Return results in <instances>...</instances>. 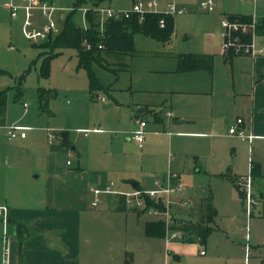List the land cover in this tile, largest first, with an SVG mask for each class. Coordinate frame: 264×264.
<instances>
[{"label": "rangeland", "instance_id": "374dc122", "mask_svg": "<svg viewBox=\"0 0 264 264\" xmlns=\"http://www.w3.org/2000/svg\"><path fill=\"white\" fill-rule=\"evenodd\" d=\"M5 1L0 0V92L7 90L8 97L0 126V207L18 208L28 215L29 209L48 206L54 223L83 224L78 230L81 264H264V177L248 186L252 161L264 174V90L258 75L264 56L243 52L232 61L223 57V22L228 19L223 12L253 15L252 22L258 21L264 17V0H223L216 13L203 11L201 0H156L154 12H167L174 1L184 10L174 15L176 31L170 43L139 37L136 47L143 51L139 56L106 57L93 66L98 81L94 88L88 73L78 68L77 51L67 49L56 56L50 40L27 39L24 13L12 18L2 6ZM138 1L148 0H103L100 8L131 11ZM52 2L62 31L73 0ZM85 13L81 9L72 17L81 28L88 27ZM105 20L102 15L95 19L101 24ZM250 22L240 21L245 28ZM255 42L259 51L264 36L257 33ZM40 53L56 56L49 78L40 77L44 59H38ZM184 53L215 56L213 72H180L179 59L168 57ZM103 97L106 101H101ZM159 113L161 122L155 118ZM238 117L253 127L252 142L228 135ZM141 119L148 122L149 131L143 149L130 134ZM15 126L30 128L26 140L9 139L7 128ZM47 129L55 131L53 144ZM62 133L68 134L67 147L62 146ZM78 165L87 170V178L70 176ZM170 172L180 175L183 190L171 196L175 216L164 223V236H146L144 224L135 219L137 213H144V219L157 216L133 205H127L123 215L110 209L103 218L94 219L91 214L98 208L91 206L89 193L85 209L77 210L79 194L88 183L99 182L97 186L105 190L112 182L134 179L150 188L153 176ZM235 176L238 186L231 180ZM201 200L217 209L221 228L206 241L183 230L192 221L200 222L194 208ZM108 201L104 198L105 204ZM6 230L0 215V253L6 246ZM76 232L73 227L67 237ZM173 233L178 238L169 245L168 254L166 239ZM175 246L181 248L179 259Z\"/></svg>", "mask_w": 264, "mask_h": 264}, {"label": "trees", "instance_id": "16d2710c", "mask_svg": "<svg viewBox=\"0 0 264 264\" xmlns=\"http://www.w3.org/2000/svg\"><path fill=\"white\" fill-rule=\"evenodd\" d=\"M103 0H73V9L70 15L64 18V28L56 36L52 37L48 44L57 52L56 56L61 54L67 49H73L77 51L78 56V68L84 69L91 80V86L97 87L98 81L95 73L93 72V66L95 64H102V61L106 57H135L139 55V51L136 47V41L139 37L152 39L160 43L166 44L171 41L175 33V19L173 16H163L159 13H147L143 19H140L138 14H134L130 19L113 20L106 19L103 24L96 23L95 19L98 13L95 11L99 8ZM88 8L85 13V17L88 23L87 28H81L72 21L73 15L81 9ZM165 19V27L160 26V20ZM232 19L252 21L249 16L243 17H231ZM256 33L260 36H264V17L258 20L256 26ZM234 36L240 39L243 44H249L252 39V33L235 32ZM226 56L241 55L237 53L235 49L224 50ZM56 56L45 57L43 53H40L38 59H43L40 68V77L49 78L50 76V64L52 59ZM180 72H190L197 70H204L208 72L213 71L214 57L208 55L198 54H183L178 57ZM23 76L20 80L22 84L24 80ZM261 80L264 82V74L261 76ZM7 90L0 92V126H3V117L7 109ZM258 176H262L261 167L259 164L252 161L250 178L252 183ZM237 185V183L234 181ZM239 189V188H238ZM240 196L243 200V191L239 189ZM217 212L214 208L209 207L205 213L202 214L201 221L197 223L191 222L186 225L184 231L194 233L200 237L203 241L214 231L215 218ZM18 229H21V227ZM165 224L148 223L146 226V235L148 237H161L164 236ZM20 232V230H19ZM21 234V232L19 233ZM162 234V235H161ZM126 264H130L129 261Z\"/></svg>", "mask_w": 264, "mask_h": 264}, {"label": "built area", "instance_id": "2783aa9c", "mask_svg": "<svg viewBox=\"0 0 264 264\" xmlns=\"http://www.w3.org/2000/svg\"><path fill=\"white\" fill-rule=\"evenodd\" d=\"M223 0H201L200 7L205 12H213ZM256 2V0H253ZM158 6L156 0L148 1H138L134 3L133 9L131 11H118L113 8H96L95 11L98 15H102L106 19L121 20L130 19L134 14H138L140 19H143L144 15L147 13H159L163 16H174L177 14H182L183 9H180L175 2L170 3L167 6V12H154L152 9ZM4 7L8 9L13 18H17L21 12L24 13V23L23 30L27 39L34 42H44L49 41L52 37L56 36L59 31L58 23L56 21L55 15L58 9L54 6L52 0H8L4 3ZM85 12L88 8L83 9ZM40 17V22H37V17ZM241 20L229 18L223 22V28H225L224 35V50L235 49L237 53H245L251 56H264V46L257 51L256 42L253 44V38L257 34L256 26L258 21L256 19L249 23L247 28L243 27L240 23ZM160 26L165 27V19L160 20ZM235 32H249L252 33V39L249 44H243L240 39L234 36ZM244 54V55H245ZM101 101H105V98H100ZM27 107V104H25ZM138 128L133 132L134 139L139 143V146H143L145 140L147 122L138 120ZM244 120L238 118L236 123L230 127L229 135L239 138L241 141L252 142L256 136L253 133H248L246 129L243 128ZM7 135L10 140H15L18 138L25 139L27 137V132L30 128L27 127H9L7 128ZM48 140L50 144H53L56 139L55 131L48 129ZM87 132V131H83ZM178 175L170 174L166 180L155 181V189L152 190H134L129 193H123L113 190L114 184L107 187L105 190L94 189L92 192L96 196V200L92 203V206H97L101 200V195L116 194L125 198V203L127 205H133L135 208L141 209L143 212H148L151 215L160 217L164 220V223H168L173 220L172 214V201L171 196L173 194L179 193L183 190V185L181 182H177ZM248 186L251 188L252 180L248 178ZM176 181V182H175ZM242 186V185H241ZM251 194V193H250ZM0 215L4 216V224L7 228L8 225V209L7 207H0ZM167 225V224H166ZM168 227V225H167ZM169 233V228L167 229ZM6 236H8V231L6 230ZM178 238L176 233L169 235L166 239V252L170 254L171 250L168 248L173 240ZM202 255L205 251L201 252Z\"/></svg>", "mask_w": 264, "mask_h": 264}, {"label": "crops", "instance_id": "0c3cea01", "mask_svg": "<svg viewBox=\"0 0 264 264\" xmlns=\"http://www.w3.org/2000/svg\"><path fill=\"white\" fill-rule=\"evenodd\" d=\"M6 2L7 1H5L4 3H6ZM4 3L2 6L4 9H6L4 7ZM217 9L218 8H216L213 12H207V13H216ZM6 10L9 11L8 9H6ZM223 13L225 15H227L229 18L234 17V16H241V17H243V16L252 17L253 16V15L229 14V13H226V11ZM259 19H261V18H259ZM175 31H176V24H175ZM168 43H170V42H168ZM141 52H143V51H141ZM140 53H139V55H140ZM184 54H187V53H184ZM188 54L213 56V55H209L206 53H188ZM213 57H214V66H215V56H213ZM223 57L226 61H228V60L232 61L235 56L229 57V56L224 55V52H223ZM168 58H178V56L175 55L174 57H168ZM214 66H213V70H214ZM197 71H204V70H197ZM206 72H208V71H206ZM212 72H209V73H212ZM259 72H260V74H258L259 76H262L264 74V63H260ZM255 83H256V81H255ZM259 83L261 84V86L264 90V82L261 80V82H259ZM105 101H106V98H105ZM147 110H151V109H147ZM166 115L168 117H174L172 112H167ZM155 118L159 122L163 121L160 113H159V116L158 117L155 116ZM238 118H242V117H238ZM242 119L244 120L243 128L246 129V131L248 133H252L253 127H250V128L247 127V125L245 123V119L244 118H242ZM236 120H235L234 124L236 123ZM142 121H146V120H142ZM177 123L182 124V123H184V120H178ZM233 125H231V126H233ZM147 127H148V122H147ZM230 127H229V129H230ZM137 128H138V123H137L136 127L133 130H131V132H130L131 137L133 139H134L133 132ZM93 130L95 132L102 133V131L100 129H93ZM77 131L83 132V131H87V129L86 128H78ZM148 133H149V131L146 128V135ZM156 133H158V132H156ZM47 134H49L48 129H47ZM146 135H145V138H146ZM228 135H229V130H228ZM230 137H233V136H230ZM27 138H28V135L25 139H21V138H18V139L26 140ZM138 146H139V143H138ZM92 147L93 148H92L91 152L94 151V145ZM139 148L143 149L144 146H142V147L139 146ZM74 149H75V147L72 148V150H74ZM253 162H255V161H253ZM67 164H70V163L68 162ZM77 167L78 168L75 171L70 173V176H73L76 179H79L82 176H86V178H87V175H88L87 170L85 168H83L81 165H78ZM199 171L200 170L198 169V172ZM261 172H262V169H261ZM170 174L178 175V180L176 179V181L180 182V180H181L180 175L177 173L170 172L166 175L165 174L164 175L158 174L156 176H153L152 182L148 181V182H150V185H151L150 188H144L140 181L138 182L134 179H129V180H123L122 183H118L117 185L112 182L114 184L113 190L123 192V193H129V192H132L134 190H142V191L152 190V189H155V181L166 180L168 175H170ZM262 175L264 176L263 173H262ZM236 179H237L236 176L231 178L233 183H234V181L236 182ZM85 182H86V180H85ZM133 182L138 183L135 188L132 186ZM112 183L109 185H106V187L111 186ZM97 184H100V183L99 182L98 183L95 182V184H89L88 183L87 187H86L87 189H85V192L82 194H79L80 199L78 198L77 202H76L77 210L85 209V206L88 204V201L91 200L90 203H93L96 200V196L92 192V188L102 189V188H99L97 186ZM84 185H86V184H84ZM89 193H91L93 195V197H91V199H90ZM106 196L107 197H104L103 195L100 196V200H101L100 203L102 205H99L100 203L97 206L91 205L92 207L98 208L97 210H95L91 214L94 219H97L100 217L103 218V216L107 213V210H110V209L112 210V212H114L116 214V216H119L120 214H122V215L125 214L124 211H125V207L127 206V204L125 203L124 197L116 195V194H109ZM104 198H107L109 200L108 203H106V204L104 203ZM201 202H203V200L195 203V208H194L199 214V220L200 221H201L202 214L205 213L206 209H208L209 207L214 208L212 205H206L205 201L203 202L205 204H203ZM199 204H200V206H198ZM2 207H6V206L3 205ZM48 208L49 207L47 206V208H45V209L43 207L42 208L38 207L36 209H29L30 212L27 215L26 213H24L25 210H21L18 208L11 209L10 207L7 206L8 213H9V217H8L9 222L7 225V231H8V227L12 226L13 227V233H11V234L8 233V235H10V238L8 236H6V240H5L6 246L4 247V252H3L2 247H1L0 264H70L69 263L70 257L73 258V261L71 264H81L82 263V262H80V258L82 256V250H81V247H80L79 241H78V237H79V231L78 230L80 227H82L81 225H83V224H81V223L73 224L72 223L69 226L68 224L62 225L61 223H54L52 221V219H50L48 217L50 215V210H51V209L48 210ZM215 210L217 212V216L215 218L214 224H212L214 226V231L212 233L221 232V228L218 225L219 214H218L217 209H215ZM191 213H192V211L190 212V214ZM137 214H139L138 215L139 217H137V218L132 217V218H135L137 220V222L140 224L143 223L145 231H146V226L148 223H159V222L164 223V220L160 217H155L154 219H151V218L144 219V216H145L144 213L138 212ZM172 214L174 217L175 213H174L173 204H172ZM190 214H189V217H192L193 215L192 214L190 215ZM126 217H127V219L128 218L130 219L129 216H126ZM145 218H146V216H145ZM94 225L98 226L99 228L104 226L103 223H97ZM117 225L118 224L116 221L114 223V226L116 227ZM18 227L19 228L21 227V229H18ZM73 227H74V229L77 230L75 236L71 237V238L69 236L67 237L68 230L72 229ZM99 228H97V229H99ZM19 230H20L21 234H19L20 233ZM180 249H181L180 247H176V246L173 248V250H175L174 255L176 254L178 256L176 259H179V257H180L178 255ZM78 255H79V260H78ZM84 257H85V253H84Z\"/></svg>", "mask_w": 264, "mask_h": 264}, {"label": "water", "instance_id": "95a60500", "mask_svg": "<svg viewBox=\"0 0 264 264\" xmlns=\"http://www.w3.org/2000/svg\"><path fill=\"white\" fill-rule=\"evenodd\" d=\"M62 146L63 147H67L68 146V134L67 133H62ZM138 183L133 182L132 186L135 188L137 186ZM8 233L11 234L13 233V227L9 226L8 227Z\"/></svg>", "mask_w": 264, "mask_h": 264}]
</instances>
